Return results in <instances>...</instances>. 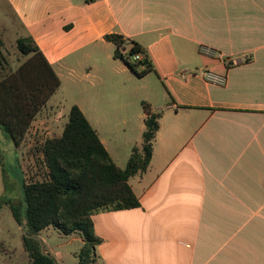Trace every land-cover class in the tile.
<instances>
[{
  "label": "crops",
  "instance_id": "crops-1",
  "mask_svg": "<svg viewBox=\"0 0 264 264\" xmlns=\"http://www.w3.org/2000/svg\"><path fill=\"white\" fill-rule=\"evenodd\" d=\"M6 2L23 36L42 51V64L60 80L62 70L75 79L78 93L67 100L114 162L115 149L100 131L114 138L125 132V157L143 141L148 112L131 116V96L161 114L148 171L129 181L140 206L92 216L100 263L264 264V0ZM111 34L150 51L175 102H145L141 80L148 74L140 78L114 57L115 45L105 39ZM206 67L225 83L209 82ZM62 87L61 80L57 92ZM32 94L21 89L22 97ZM23 102L29 109L31 101ZM47 104L19 146L41 167L43 155L31 147L49 129L41 116ZM3 140L15 143L7 134Z\"/></svg>",
  "mask_w": 264,
  "mask_h": 264
},
{
  "label": "trees",
  "instance_id": "trees-1",
  "mask_svg": "<svg viewBox=\"0 0 264 264\" xmlns=\"http://www.w3.org/2000/svg\"><path fill=\"white\" fill-rule=\"evenodd\" d=\"M105 39L115 45L116 59L140 78L155 74L170 102L176 101L148 49L118 34L107 35ZM16 43L21 54L16 61L8 59L0 48V127L19 147L32 122L60 89L61 80L46 60L42 64L43 53L30 35H20ZM137 55L142 59L135 60ZM205 70L225 77L212 67ZM21 85L31 89V99L21 96ZM23 100L31 101L29 109ZM143 106L148 112L143 141L133 148L125 169L113 161L98 132L76 105L70 110L63 134L48 138L37 147L36 151L43 155L45 179L35 182L24 179L22 200L17 204L9 202L13 217L24 230L23 246L29 264H57L39 238L42 231L51 227L66 236L82 237L80 264H101L97 248L102 241L95 233L92 216L140 206L129 181L148 171L161 119V114L152 113L148 104Z\"/></svg>",
  "mask_w": 264,
  "mask_h": 264
},
{
  "label": "rangeland",
  "instance_id": "rangeland-1",
  "mask_svg": "<svg viewBox=\"0 0 264 264\" xmlns=\"http://www.w3.org/2000/svg\"><path fill=\"white\" fill-rule=\"evenodd\" d=\"M23 32L22 25L16 19L6 0H0V48L2 53L12 61L21 58L16 41L20 35H24ZM60 74L63 87L57 92L58 96L47 104L44 113L41 115L42 120L49 123V129L44 131L43 141L63 134L64 128L69 122L70 110L73 107L71 101H68V95L74 98L73 94L78 93L73 83L75 79L65 70L60 71ZM141 87V96L146 98L145 102L153 108L155 106L166 108L170 99L163 85L153 73L148 74L141 80ZM130 100L131 116L140 110L142 113L144 112L143 101L132 98V96ZM100 132L102 138L110 140L112 147L115 149L116 164L125 169L131 156V149L127 157L124 156V150H120L119 145L123 143L125 132H118L116 138H114L112 131L102 130ZM131 132L128 130V135ZM4 135L5 133L0 127V146L3 156L2 161H0V203H2L0 209V264H29L28 254L23 246L24 230L13 217L9 202L19 203L22 200L24 179L27 182L41 181L46 177V168L41 167L40 161H27L29 154L27 146L17 147L15 143L6 146L5 140H3ZM139 140H142V135ZM141 144L140 142L139 145ZM31 148L33 154L37 153L36 150H33L36 148L33 146ZM5 201L6 203L3 204ZM39 238L44 242L45 249L56 260L57 264H80L79 255L83 247V239L80 235L66 236L51 227L42 231Z\"/></svg>",
  "mask_w": 264,
  "mask_h": 264
},
{
  "label": "built area",
  "instance_id": "built-area-1",
  "mask_svg": "<svg viewBox=\"0 0 264 264\" xmlns=\"http://www.w3.org/2000/svg\"><path fill=\"white\" fill-rule=\"evenodd\" d=\"M142 56L137 55L135 56V60H141ZM205 75L208 79L209 82L214 83V84H219L223 85L225 83L226 78L224 76L212 73V72H205Z\"/></svg>",
  "mask_w": 264,
  "mask_h": 264
}]
</instances>
